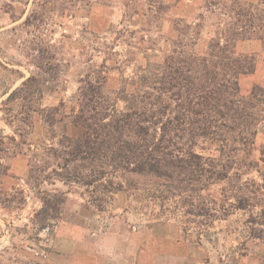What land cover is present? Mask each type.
Segmentation results:
<instances>
[{
  "label": "trees",
  "instance_id": "1",
  "mask_svg": "<svg viewBox=\"0 0 264 264\" xmlns=\"http://www.w3.org/2000/svg\"><path fill=\"white\" fill-rule=\"evenodd\" d=\"M55 1L31 0L22 25L36 33L23 52L36 71L6 92L1 108L12 135H0V177L7 171L2 155L30 153L36 160L29 165L34 185L59 183L67 188L41 191L35 218L57 219L69 189L78 188L87 204L98 209L113 195L126 193L139 204L158 207L155 217L170 209L191 216L194 219H187L198 227L197 244L209 240L205 230L215 221L232 211H247V237L260 238L264 175L262 183L244 176L261 174L259 164L264 162V145L259 157L254 156L256 138L264 135V83L241 94L239 80L254 72L255 57L237 53L235 47L258 41L264 50V0L206 1L210 31L203 52L197 50L206 18L200 14L192 35L178 34L160 63L138 69L113 97L104 91L103 67L94 79L89 74L80 79L68 115L60 112L62 102L54 108L39 107L58 77L50 41L38 37L40 30L48 31L45 18ZM34 114L49 129L66 121L80 128L81 135L56 136L50 130L49 143L32 146L27 137ZM208 144L216 148L203 155L209 152ZM221 185L218 197L209 194Z\"/></svg>",
  "mask_w": 264,
  "mask_h": 264
},
{
  "label": "rangeland",
  "instance_id": "2",
  "mask_svg": "<svg viewBox=\"0 0 264 264\" xmlns=\"http://www.w3.org/2000/svg\"><path fill=\"white\" fill-rule=\"evenodd\" d=\"M206 1L209 0H56L45 18V23H50L45 26L48 31L40 30L38 37L50 41L51 63L56 65L58 77L52 90L45 92L39 107L54 108L62 102L60 112L70 114V98L78 81L87 74L94 79L100 66L106 77L104 91L113 97L123 81L138 69L145 68L147 63H160L170 41L178 34L183 31L192 35L194 24L200 23V14L206 18L197 50L203 52L210 31L206 20L209 15L204 8ZM30 2L0 0V135L3 136L12 135L1 109L6 92L36 71L23 52L24 44L36 33L33 27L22 25L32 8ZM235 50L255 57L254 72L239 80L240 92L246 95L253 85L264 83V50L258 41L237 43ZM17 108L18 105L14 107ZM50 130L56 136L64 133L71 137L82 132L66 121L49 129L34 114L27 140L32 146L41 145L42 141L49 143ZM262 145L264 135L260 134L256 138V158ZM206 147L209 152L204 150L203 155L216 148L215 144ZM7 156L1 157L7 171L0 177V264H46L54 246L55 230L62 222L81 225L94 240L109 239L117 262L114 264H264V228L257 226L263 230L260 238L248 239L247 211H232L225 219L215 221L205 230L209 240L197 244L198 227L188 223V219H194L191 216L170 209L155 217L158 207L139 204L126 193L113 195L98 209L80 196L81 189L71 188L59 217L40 221V217L35 218L41 207L40 192L67 188L59 183L51 187L34 185L35 176L29 174V165L36 160L30 153ZM259 170L261 174L253 171L244 178L262 183L264 162L259 164ZM220 188L224 185L215 187L209 194L218 197ZM47 227L46 243L42 230ZM99 254L96 252V256Z\"/></svg>",
  "mask_w": 264,
  "mask_h": 264
},
{
  "label": "crops",
  "instance_id": "3",
  "mask_svg": "<svg viewBox=\"0 0 264 264\" xmlns=\"http://www.w3.org/2000/svg\"><path fill=\"white\" fill-rule=\"evenodd\" d=\"M81 225L62 222L54 234V246L46 264H114L113 255H107L102 245H112L109 239H92ZM99 249V250H96ZM96 252L100 254L96 256Z\"/></svg>",
  "mask_w": 264,
  "mask_h": 264
},
{
  "label": "clouds",
  "instance_id": "4",
  "mask_svg": "<svg viewBox=\"0 0 264 264\" xmlns=\"http://www.w3.org/2000/svg\"><path fill=\"white\" fill-rule=\"evenodd\" d=\"M103 251L105 252V254L107 255H111L112 251H113V244L110 246H104L102 245Z\"/></svg>",
  "mask_w": 264,
  "mask_h": 264
},
{
  "label": "built area",
  "instance_id": "5",
  "mask_svg": "<svg viewBox=\"0 0 264 264\" xmlns=\"http://www.w3.org/2000/svg\"><path fill=\"white\" fill-rule=\"evenodd\" d=\"M42 233L44 234V241L47 243L49 241V228L47 227V228L43 229ZM35 254H37V253L35 252Z\"/></svg>",
  "mask_w": 264,
  "mask_h": 264
}]
</instances>
